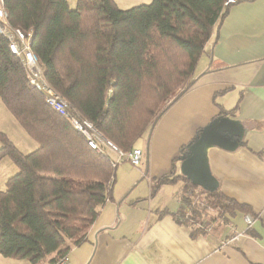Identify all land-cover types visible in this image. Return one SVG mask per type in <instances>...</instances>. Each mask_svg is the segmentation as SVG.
I'll return each mask as SVG.
<instances>
[{
	"label": "trees",
	"instance_id": "trees-1",
	"mask_svg": "<svg viewBox=\"0 0 264 264\" xmlns=\"http://www.w3.org/2000/svg\"><path fill=\"white\" fill-rule=\"evenodd\" d=\"M2 1L10 25L32 32L30 49L48 84L125 154L191 89L205 45L230 8L223 7L225 0H152L127 10L113 0H77L75 10L67 0ZM0 100L38 144L22 154L0 132V161L7 158L17 168L0 191V255L56 264L86 240L111 199L116 168L105 147L92 149L46 104L2 35ZM236 108L219 116L233 117ZM184 151L182 146L180 155ZM257 155L264 159V150ZM152 182V192L183 183L176 220L191 228L192 238L251 213L219 188L205 192L180 173ZM246 233L253 235L250 228Z\"/></svg>",
	"mask_w": 264,
	"mask_h": 264
},
{
	"label": "crops",
	"instance_id": "crops-1",
	"mask_svg": "<svg viewBox=\"0 0 264 264\" xmlns=\"http://www.w3.org/2000/svg\"><path fill=\"white\" fill-rule=\"evenodd\" d=\"M192 78L191 89L169 108V126L178 124L174 120L178 114L192 111L193 126L186 121L181 148L222 109L237 105L229 118L244 125L245 146L215 152L210 169L222 194L250 207L246 216L251 223L241 215L242 231L219 230L229 221L192 238L191 228L176 220L183 183L162 185L152 192V179L169 174L165 160L157 165L153 152L148 157L134 146L141 151L145 171L140 169L129 182H119L126 175L116 167L111 199L65 264H264V159L257 155L264 150V0H246L229 8L205 45ZM227 95L235 101H225ZM219 96L221 103L216 101ZM182 107L186 110H179ZM162 187L169 188L158 195ZM164 210L168 213L160 216ZM249 228L254 236L246 233Z\"/></svg>",
	"mask_w": 264,
	"mask_h": 264
},
{
	"label": "rangeland",
	"instance_id": "rangeland-1",
	"mask_svg": "<svg viewBox=\"0 0 264 264\" xmlns=\"http://www.w3.org/2000/svg\"><path fill=\"white\" fill-rule=\"evenodd\" d=\"M77 0H67L68 6L71 10H75ZM117 7L121 10H127L132 7L139 5L150 4L152 0H113ZM194 75V73H193ZM233 95H227L225 101H235L232 100ZM237 96V92L234 93V97ZM222 96L216 98L217 103H221ZM188 108L187 106H185ZM179 110H186L182 107ZM174 120L178 123L175 127L169 126L172 120L169 119V108L164 112V114L155 122L151 131L144 133L139 137L134 146L141 148L143 153L151 157V152H153L155 159L157 160V165L164 161V165L167 168L166 173H171L172 171L175 174L180 173V145L183 144L186 139L181 138L186 134L185 126L186 121H190V127L193 126L192 111L190 113L185 112L182 116L178 114V117L175 116ZM206 125V124H205ZM172 128V129H171ZM0 132L4 133L9 140L17 147V149L22 154H29L33 152L38 144L29 138L26 132L19 126L14 117L8 112L3 103L0 100ZM154 138V143H153ZM184 144V147L188 144ZM1 146V144H0ZM171 156V157H170ZM168 162V163H167ZM162 163V164H161ZM118 169L121 168L123 173L126 175L119 182H129L141 172L140 169L144 172L145 170V161L141 158V161L138 166H133L127 160H122L117 164ZM17 173V168L14 164L7 158L0 161V191L5 190V182L7 179L11 178ZM141 182V181H140ZM180 184H178V187ZM165 188V189H164ZM169 187H162L158 195H162L163 191ZM198 194V193H197ZM229 225H220L219 230H225L226 232L232 227L236 231H242L245 229L243 223V218L240 214H236L233 218H230ZM48 259L43 260L42 263L46 264ZM0 264H30L26 260H17L4 258L0 255Z\"/></svg>",
	"mask_w": 264,
	"mask_h": 264
},
{
	"label": "built area",
	"instance_id": "built-area-1",
	"mask_svg": "<svg viewBox=\"0 0 264 264\" xmlns=\"http://www.w3.org/2000/svg\"><path fill=\"white\" fill-rule=\"evenodd\" d=\"M246 0H225L223 7L228 8ZM0 35L9 42V49L12 54L21 58L22 65L29 80V83L40 93H42L46 104L56 113L67 118L75 130L82 133L88 140V144L92 149L105 147L110 153V165L113 169L122 160H127L133 166H138L142 154L138 149H133L129 153H123L111 142L106 140L90 122L78 116L70 103L57 93L44 79L42 68L38 58L30 49L32 32L22 31L10 25L7 19V12L4 9L3 1L0 0ZM113 155V156H112ZM246 223H251L249 216L244 217ZM239 237V236H238ZM235 237L234 239H236ZM67 257L60 259L56 264H65Z\"/></svg>",
	"mask_w": 264,
	"mask_h": 264
},
{
	"label": "water",
	"instance_id": "water-1",
	"mask_svg": "<svg viewBox=\"0 0 264 264\" xmlns=\"http://www.w3.org/2000/svg\"><path fill=\"white\" fill-rule=\"evenodd\" d=\"M244 125L227 116H219L199 129L180 155V175L194 187L214 193L219 183L210 165L215 152H234L242 146Z\"/></svg>",
	"mask_w": 264,
	"mask_h": 264
}]
</instances>
